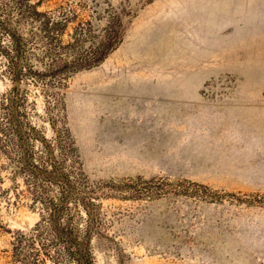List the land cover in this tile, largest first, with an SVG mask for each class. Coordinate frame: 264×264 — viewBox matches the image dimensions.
<instances>
[{
	"label": "rangeland",
	"instance_id": "obj_1",
	"mask_svg": "<svg viewBox=\"0 0 264 264\" xmlns=\"http://www.w3.org/2000/svg\"><path fill=\"white\" fill-rule=\"evenodd\" d=\"M18 1L0 8L16 18ZM38 1L74 13L64 44L83 21L100 34L129 12L123 42L67 78L58 106L39 86L29 94L49 137L52 117L68 129L97 188L95 263L264 264V0ZM30 205L0 195L1 264L9 231L36 218Z\"/></svg>",
	"mask_w": 264,
	"mask_h": 264
},
{
	"label": "trees",
	"instance_id": "obj_2",
	"mask_svg": "<svg viewBox=\"0 0 264 264\" xmlns=\"http://www.w3.org/2000/svg\"><path fill=\"white\" fill-rule=\"evenodd\" d=\"M40 5L18 1L16 18L0 8V79L7 84L0 92V195L14 190L18 197L28 196L39 216L33 225L9 231L3 264H96L94 239L103 236L97 188L82 168L68 129H58L52 117L55 135L49 137L35 118L29 94L31 86H39L47 103L58 106L67 78L99 66L123 42L129 12L111 13L100 34L92 21H83L64 44L74 13L41 11ZM22 21L28 22L26 31ZM87 41L89 47L80 52ZM37 48H43L42 55ZM4 172L12 181L8 188L2 187Z\"/></svg>",
	"mask_w": 264,
	"mask_h": 264
},
{
	"label": "bare ground",
	"instance_id": "obj_3",
	"mask_svg": "<svg viewBox=\"0 0 264 264\" xmlns=\"http://www.w3.org/2000/svg\"><path fill=\"white\" fill-rule=\"evenodd\" d=\"M219 6H221V5H219ZM213 10L216 11V10H225V9H224L223 6H221V7H219L218 9L215 8V9H213ZM184 50H185V49H184ZM96 78H97V75H96V74H90V75H88V76L85 77V79H88V80H95ZM32 215H33V214H32ZM35 215H36V218H35L34 221H32L31 225H33V224L35 223V221L39 218V216H38L37 213H35ZM32 220H33V219H32Z\"/></svg>",
	"mask_w": 264,
	"mask_h": 264
}]
</instances>
